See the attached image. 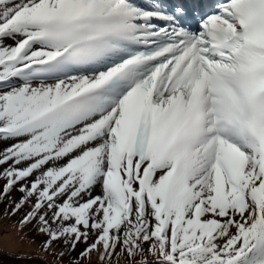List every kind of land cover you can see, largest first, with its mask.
I'll use <instances>...</instances> for the list:
<instances>
[{"label":"snow or ice","instance_id":"snow-or-ice-1","mask_svg":"<svg viewBox=\"0 0 264 264\" xmlns=\"http://www.w3.org/2000/svg\"><path fill=\"white\" fill-rule=\"evenodd\" d=\"M5 201L56 264H264V0H0Z\"/></svg>","mask_w":264,"mask_h":264},{"label":"rangeland","instance_id":"rangeland-1","mask_svg":"<svg viewBox=\"0 0 264 264\" xmlns=\"http://www.w3.org/2000/svg\"><path fill=\"white\" fill-rule=\"evenodd\" d=\"M16 192V191H15ZM19 193L17 192L16 194H11V199L13 200V202H16L18 201V198H19ZM8 207L10 208L11 206L8 204L7 201H5L4 203H0V215H5V217L9 218L11 222H13L15 224V221L19 218V215H20V212L15 215V216H10L9 213H7V209ZM1 217V216H0ZM1 223V221H0ZM2 225L0 226V229H1ZM20 230V236H28V238L32 239L33 236L36 235V231L33 228H31V226H28V228L26 229H19ZM4 231L3 230H0V235L3 233ZM41 235H38L37 237H40ZM31 242V241H30ZM42 245V244H41ZM39 241H38V245H32V247L30 248H26V249H23V250H17V249H21L20 247L19 248H15L14 250L15 251H19L18 254L20 252H23V254L21 255H24V256H27L28 258H22V259H19L15 256H12V255H4V254H1V252H3L4 249H2L0 247V264H54L52 262H48V258L51 259L50 257L48 258H45L47 257V255L49 254L48 252H45L42 247H41ZM83 247V246H82ZM82 247L79 246V248L77 249V251H79ZM52 250H55V251H60L61 249L59 247H54V249ZM50 250V251H52ZM17 258V259H16ZM70 258V257H69ZM93 261L96 262V264H99V262L96 260V255L93 254V257H92ZM21 261H24V263H21ZM113 264H127V260L123 257L120 258L119 261L117 260H113Z\"/></svg>","mask_w":264,"mask_h":264},{"label":"trees","instance_id":"trees-1","mask_svg":"<svg viewBox=\"0 0 264 264\" xmlns=\"http://www.w3.org/2000/svg\"><path fill=\"white\" fill-rule=\"evenodd\" d=\"M17 192H15V190H13V192L11 193V194H16ZM10 209H11V207L9 208L8 207V209H7V213H9V215L10 216H12L11 214H10ZM25 211H27V206L24 208V209H22L21 210V212H20V215H19V218L15 221V224L13 223V222H11L10 221V219L9 218H7V217H5V215H0L1 217H0V221H1V223H0V226L2 225V227H1V229L0 230H3L4 232L3 233H5V232H7V229H9L10 227H16V231L18 232V236H19V240H20V243H21V245L22 246H20V248L21 249H17V250H23V249H26V248H30V247H32V245L34 246V245H38V241H39V243H40V245L42 244V242L44 241V239H45V237H43L42 235L40 236V237H37L38 236V234L36 233V235L35 236H33L32 237V239H30V238H28V236H20V228H19V224H18V222H19V220L22 218V216L24 215V212ZM18 214V213H17ZM16 214V215H17ZM13 217V216H12ZM28 226H31V228H33V226L32 225H28ZM28 226L27 227H25L24 229H26V228H28ZM3 233L0 235V240H2L3 238H2V235H3ZM31 241V242H30ZM83 245H80V247H82ZM0 247L2 248V249H4L3 250V252H1V254H4V255H12V256H15V257H17V258H19V259H22V258H28L27 256H24V255H21V254H23V252H20L19 254H18V252L19 251H15L14 249L15 248H12V247H6L5 246V244H1L0 243ZM84 247V246H83ZM82 247V248H83ZM19 248V247H18ZM48 257H50L51 259H49ZM16 258V259H17ZM45 258H48V262H52V263H54L55 261H54V259H53V257L51 256V255H47V257H45ZM69 259V256L66 254V256H65V262L67 261ZM21 263H24V261H21ZM54 264H56V263H54Z\"/></svg>","mask_w":264,"mask_h":264},{"label":"bare ground","instance_id":"bare-ground-1","mask_svg":"<svg viewBox=\"0 0 264 264\" xmlns=\"http://www.w3.org/2000/svg\"><path fill=\"white\" fill-rule=\"evenodd\" d=\"M2 238L3 239L0 240V243L5 244L6 247L18 248L22 246L16 227H10L7 229V232L3 233Z\"/></svg>","mask_w":264,"mask_h":264}]
</instances>
